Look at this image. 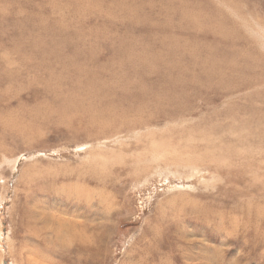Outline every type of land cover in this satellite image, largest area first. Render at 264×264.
I'll list each match as a JSON object with an SVG mask.
<instances>
[{
	"label": "rangeland",
	"instance_id": "obj_1",
	"mask_svg": "<svg viewBox=\"0 0 264 264\" xmlns=\"http://www.w3.org/2000/svg\"><path fill=\"white\" fill-rule=\"evenodd\" d=\"M0 264H264V0H0Z\"/></svg>",
	"mask_w": 264,
	"mask_h": 264
},
{
	"label": "bare ground",
	"instance_id": "obj_2",
	"mask_svg": "<svg viewBox=\"0 0 264 264\" xmlns=\"http://www.w3.org/2000/svg\"><path fill=\"white\" fill-rule=\"evenodd\" d=\"M123 11H124V10H123ZM121 19H122V18H121ZM204 21H206V20H204ZM178 47H179V45H178ZM176 48H177V47H176ZM180 48H181V47H180ZM194 48H195V47H194ZM185 49H186V48H185ZM189 49H190V48H189ZM131 50H133V49H131ZM195 50H196V49H195ZM205 52H206V51H205ZM88 58H89V57H88ZM172 62H173V61H172ZM173 63H174V62H173ZM175 65H176V64H175ZM177 65H178V64H177ZM196 65H197V64H196ZM210 67H212V66H210ZM187 72H188V71H187ZM174 89H175V88H174ZM170 91H171V90H170ZM125 111H126V110H125ZM226 122H227V121H226ZM86 227L89 228L88 225H87ZM78 236L81 238V240H82L83 237H84L83 234H81V233H80ZM88 242H89V241H88ZM84 243H85V242H84ZM164 245H167V244H164ZM160 247H162V246H160ZM157 248H158V247H157ZM143 252H144V251H143ZM140 256L143 257L142 255H140ZM145 256H146V255H145ZM144 259H145V258H144ZM136 260H137V259H136ZM138 260H139V259H138ZM138 260H137V261H138ZM137 261H136V262H137Z\"/></svg>",
	"mask_w": 264,
	"mask_h": 264
}]
</instances>
